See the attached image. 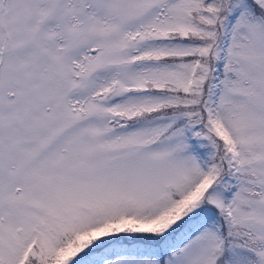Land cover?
Wrapping results in <instances>:
<instances>
[{
  "label": "snow or ice",
  "instance_id": "snow-or-ice-1",
  "mask_svg": "<svg viewBox=\"0 0 264 264\" xmlns=\"http://www.w3.org/2000/svg\"><path fill=\"white\" fill-rule=\"evenodd\" d=\"M0 264H264V0H0Z\"/></svg>",
  "mask_w": 264,
  "mask_h": 264
}]
</instances>
